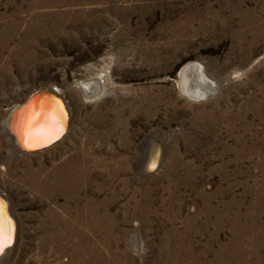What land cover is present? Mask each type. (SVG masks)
<instances>
[{
  "label": "rangeland",
  "instance_id": "1",
  "mask_svg": "<svg viewBox=\"0 0 264 264\" xmlns=\"http://www.w3.org/2000/svg\"><path fill=\"white\" fill-rule=\"evenodd\" d=\"M189 61L220 84L204 100L178 91ZM45 85L67 132L11 156L6 110ZM144 141L165 157L138 175ZM0 191V264H264V0H0Z\"/></svg>",
  "mask_w": 264,
  "mask_h": 264
},
{
  "label": "bare ground",
  "instance_id": "2",
  "mask_svg": "<svg viewBox=\"0 0 264 264\" xmlns=\"http://www.w3.org/2000/svg\"><path fill=\"white\" fill-rule=\"evenodd\" d=\"M92 68L93 67L87 68L88 72L91 74H92ZM237 73H241V72H239V70L234 71L232 74L233 75L232 77H237L238 76ZM102 77L103 76H99L96 74L95 76L87 77L85 79L78 80L75 83V86H76V89H77L79 95L82 98L87 99V100H90V99L98 96L102 92V89H103L102 80H101V79H103ZM227 77L229 78V76H227ZM230 77H231V75H230ZM224 80H225V78H224ZM176 82H177V87H178L179 93H181L187 99L194 100V101H198V100H201L203 98H206V97L202 98L203 92H207L209 90L211 92L213 90H217V88L220 87V84H218L219 82H217V80L214 77L210 76L207 73V71L205 70V67L202 65V63L198 62V61H189V62H186L185 64H183L177 73ZM211 86H213V87L211 88ZM42 96H44V95H42ZM51 105H52V107H50V108H52V110H53V108L56 105L54 103ZM18 108L19 107H15L13 110H11V112L9 113V116L6 118V122L2 123V127H1V131L8 138V141H9V139L11 141V144H9V146H8L9 155H11V156H19L20 154L34 152V151L22 150L21 147H19L15 144V141H18V143H20L21 146H25L26 149L32 148L35 145V143L38 142L35 140L30 141L28 143L31 146H28L26 143V140L21 141V139L19 137H18L19 139L16 138V140H15V138L11 134V132L15 131L14 130L15 128L17 129L16 133L17 134L20 133V135H22L23 131H25V126H24L25 124L23 123L24 122L23 121L24 115L22 116V112L25 109L24 108L18 109ZM20 109L22 110L21 113H19ZM42 109H44V108H42ZM44 111H45V109L42 110L41 112H44ZM17 113H19V114H17ZM20 114H21V117L19 116ZM18 116L20 117V119L17 122ZM50 117L52 118V115ZM46 119H47V117H46ZM16 122H17V124H16ZM47 122H50V120L48 121V119H47V121L44 123L45 126L43 125V128L41 127V129L48 131V129H49L48 126H50V123L47 124ZM40 125H41V123H40ZM37 129L41 130L40 127H38ZM162 135H164L162 132H157L155 135V138L161 139V138H163ZM35 136H37V135H35ZM46 136L47 135L42 137V139L45 138ZM63 136H65V134ZM60 140H58L57 142H59ZM57 142L53 143L52 145L56 144ZM144 142H145V144L140 143L141 145L138 149L139 154H136L135 159L132 161V167H133L134 171H136V174H138V175L141 172L143 173V171H145V170H146V172H144V173H147V174L154 173L155 171H157L160 168V166L164 160V157H165V153L163 152L162 153L163 155L159 161L157 168L155 170H153L155 165H156L155 161L161 154V149H159L158 147H160V146L158 144H156V142H158V141H156V142L153 141L152 143H150L149 141H144ZM52 145H50V146H52ZM49 147H47V148H49ZM44 149H46V148H44ZM44 149H41V150H44ZM158 149L160 150V152ZM37 151H39V150H37ZM151 154H155V156L151 158ZM153 160H154V163H152ZM74 186L76 187V189L79 188L81 186V181L78 180L76 182H70V188L73 189ZM0 208H1V205H0ZM209 208H211V207H209ZM82 223H83V221H82ZM6 225H7V222H6V220L2 214V209H0V226H2L4 231L7 233ZM137 239H138L137 233L133 232V234L131 235V244L133 245L132 250L136 253H140L139 252L140 247L138 244L139 240L137 241ZM11 247H9L5 251V253L8 252ZM207 262L204 261L203 264H208Z\"/></svg>",
  "mask_w": 264,
  "mask_h": 264
},
{
  "label": "water",
  "instance_id": "3",
  "mask_svg": "<svg viewBox=\"0 0 264 264\" xmlns=\"http://www.w3.org/2000/svg\"><path fill=\"white\" fill-rule=\"evenodd\" d=\"M213 86H211L212 88ZM213 91L210 92H203L202 98L203 97H208L210 96V94H212ZM44 95V96H42ZM41 96V97H40ZM205 99V98H203ZM201 99V100H203ZM55 104L56 106L53 108L51 104ZM15 107H19V108H24L25 110L22 112V116L24 115V126H25V131H23V134L20 135V133H16L17 129L15 128L14 132H11V134L13 135V137L15 138H20L21 141H25L26 139H28V137L26 136V133L29 131V128H31V131L33 132V135L31 137L30 140H28V142L30 141H38L35 143V145L32 148H28L26 149L25 146H21L20 143H18V141H15V144L19 147L22 148V150L24 151H37V150H41L44 148L49 147L50 145H52L53 143L57 142L58 140H60L62 138V136L67 132V129L69 127V121H70V111H69V107L67 105V101L66 99L63 97L62 91L59 87L55 86V85H45V86H41L37 89H35L34 91H32L23 102L15 104L13 106H10L9 108H7L6 110V114H5V118L3 119V123L6 122V118L9 116V113L11 112V110H13ZM18 108V109H19ZM44 108L45 111L41 112L42 109ZM49 109V110H48ZM18 111V110H17ZM21 109L20 112L21 113ZM41 112V113H40ZM17 113V114H19ZM52 115V121H55V123H52V121L47 122V124L50 123V126L48 130H55L58 129L59 131H52V135L51 136H46L45 138L42 139V137H44L45 135H39L38 133V127L43 128L44 123L47 121L48 117H50ZM21 117V114L19 115ZM18 116L17 122L20 119V117ZM47 119H46V117ZM31 119V125H29V120ZM49 121V119H48ZM16 122V124H17ZM41 123V125H40ZM45 126V125H44ZM37 135V136H35ZM23 138H22V137ZM53 136H55L56 138H53ZM18 138V139H19ZM50 141V142H49ZM156 142V141H155ZM156 144H158L160 147H158L159 149H161V154L160 156L156 159V165L154 167L153 170H155L159 164V161L162 157V153H163V148L161 146L160 143L156 142ZM27 145L29 146V143H27ZM27 146V147H28ZM158 149V150H159ZM160 152V150H159ZM155 154H151V158L154 157ZM152 163H154V160L152 161ZM146 171V170H145ZM0 205L2 209V214L7 222L6 225V230L7 233H11L12 236V243L7 246L5 248V250L3 251V253H0V257L2 255L5 254V251L11 247L14 243V239H15V230H16V221L14 216L11 213V210L9 208V202L6 199V197L3 195V193L0 191Z\"/></svg>",
  "mask_w": 264,
  "mask_h": 264
},
{
  "label": "snow or ice",
  "instance_id": "4",
  "mask_svg": "<svg viewBox=\"0 0 264 264\" xmlns=\"http://www.w3.org/2000/svg\"><path fill=\"white\" fill-rule=\"evenodd\" d=\"M48 119L50 121H52V118L51 117H48ZM52 123H55V121H52ZM29 125H31V119L29 120ZM52 131H59L58 129H55V130H48V131H45L43 129L41 130H38V133L39 135H48V136H51L52 135ZM33 135V132L31 131V128H29V131L26 133V136L28 137V139H26V143H28V140L31 139ZM53 138H56L55 136H53ZM50 142V141H49ZM31 146V145H29ZM12 243V236H11V233H6L3 229L2 226H0V253H3V251L5 250V248L7 246H9L10 244Z\"/></svg>",
  "mask_w": 264,
  "mask_h": 264
}]
</instances>
